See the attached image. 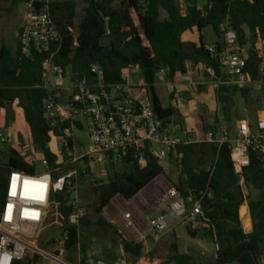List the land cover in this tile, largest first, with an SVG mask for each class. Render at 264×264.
Here are the masks:
<instances>
[{
    "label": "trees",
    "instance_id": "trees-1",
    "mask_svg": "<svg viewBox=\"0 0 264 264\" xmlns=\"http://www.w3.org/2000/svg\"><path fill=\"white\" fill-rule=\"evenodd\" d=\"M3 1L6 0H0V3ZM11 1L23 3L24 0ZM115 1L84 0V15L77 24L74 2L49 3L59 40L51 45L48 54H35L23 59L19 56L17 45L14 53L0 46V111L12 105L21 109L30 145L41 151L53 180L70 168L56 164V157L48 148L50 135L53 133L59 139L64 138V130L69 128V122L47 124L43 99L49 95V91L43 87L41 63L50 54L53 64L65 69L74 79L82 76L91 79L90 68L99 66L106 87L124 83L121 70L128 65L135 66L143 79L141 88L150 97L155 115L164 125L176 117V109L174 105L162 108L153 88L156 72L164 70L169 77H173L176 73L184 72L187 62H192L212 66L216 75L221 74L216 55L211 56L201 43V31L205 26L212 25L219 34L220 25L227 19L238 43L243 47L249 44L245 71L251 81L260 82L264 78V68L256 62L264 60V0H208L201 8L193 0H185L184 14L180 13L177 0H145L143 6L140 0H121L120 6L114 7ZM160 9L165 12L166 19H160ZM194 31L200 34L199 42L185 41V37ZM229 89L239 92L242 97L249 94V87L239 88L223 78L217 100L222 104L224 114L227 113ZM67 142L71 147L69 139ZM173 154L178 174L173 187L177 194L185 199L189 195L196 196L200 191L205 192L202 209L213 227L217 243L212 264H257V257L264 246V203L260 200L247 203L252 231L243 233L238 210L246 198L233 172L229 145H180ZM206 157L212 158V164L208 168H199ZM120 163L126 167L125 171L113 173L105 184L94 187L98 195L97 214L115 196L128 201L155 177L164 175L159 161L148 154H145L141 164L133 160L131 153ZM10 171L30 175L36 173L35 167L26 162L20 152L10 149L7 163L0 165V204L4 200ZM243 179L245 186L261 190L264 187V167L251 158L249 167L243 172ZM69 195L70 191L66 189L53 194L51 199V205L57 206L63 222L61 233L67 237L64 245L66 251L75 248L79 238L78 227L69 226L66 222L71 211ZM80 224L84 225L86 221L83 219ZM202 232L212 240L211 228H204ZM142 248L140 243L122 242L123 252L134 258L141 254ZM169 250L170 260L174 264H188L191 261V256L178 253L174 234ZM14 264L26 263L16 261Z\"/></svg>",
    "mask_w": 264,
    "mask_h": 264
},
{
    "label": "built area",
    "instance_id": "built-area-1",
    "mask_svg": "<svg viewBox=\"0 0 264 264\" xmlns=\"http://www.w3.org/2000/svg\"><path fill=\"white\" fill-rule=\"evenodd\" d=\"M207 2L208 0H204L203 6ZM22 6L23 15L17 34L20 58L50 53L51 45L59 40V32L50 15L48 1L24 0ZM108 34L106 30V35ZM218 36V45H204V49L211 56L216 55L221 74L216 75L212 66L202 64L203 72L213 80L212 88L216 96L223 85V78L239 88L249 87L253 83L245 71L244 47L238 43L227 19L220 25ZM137 69L128 65L121 70V75ZM90 73L91 79L85 76L74 79L65 69L53 64L51 54L41 63L43 87L49 91V95L43 99L46 118L51 121V125L56 123L54 118H58V122H69L68 130H64L69 134L65 133V137L60 139L62 148L56 156V164L68 166L70 169L55 180L46 162L44 172L39 174L9 172L4 200L0 204V264H14L16 261H27V264H75L65 257V235L49 250L40 249L30 241L34 239L51 205V195L62 193L66 189L73 190L79 177L88 176L86 165L89 162H121L122 158L131 153L133 160L141 164L145 154L160 161L173 154L180 145L228 144L233 172L241 190L244 185L243 172L249 167L251 158L264 167V115L257 117L253 124L248 121L239 122L231 139L227 124L220 119L217 121L218 138L212 132H207L198 139L190 136L179 137L166 131V125L155 115L152 101L144 89L133 88L123 77L122 84L104 86L102 71L97 65L90 68ZM68 76L71 84L63 99L60 83ZM184 81L189 79L185 77ZM256 89L261 93L264 86L259 83ZM82 121L88 130V144L84 152L76 156L73 152L76 141L72 131H80ZM68 139L71 147L68 146ZM6 142V138L0 139L1 144ZM29 149L33 150L34 147L30 145ZM82 162L85 165L80 167ZM204 197L205 192L200 191L196 196L189 195L184 199L175 190H168L157 202V205H164L166 211L150 218L145 226L138 225L130 209L122 210L121 207L120 228L136 240V243L142 245L145 239H149L155 244L174 220L182 219L191 231L211 228L213 245L217 249L215 232L202 209ZM131 202L137 206L147 205L146 198L138 196H134ZM69 205L71 211L66 222L69 226L79 227L80 221L85 217L84 211L76 202ZM148 252V249L144 252L142 250L133 263L118 260L111 264H143ZM88 264L106 263L98 261Z\"/></svg>",
    "mask_w": 264,
    "mask_h": 264
},
{
    "label": "rangeland",
    "instance_id": "rangeland-1",
    "mask_svg": "<svg viewBox=\"0 0 264 264\" xmlns=\"http://www.w3.org/2000/svg\"><path fill=\"white\" fill-rule=\"evenodd\" d=\"M48 3H59L65 1H72L75 3V24L79 23L84 15V0H47ZM181 14L185 13L186 2L185 0H177ZM121 0H116L113 4L114 7L120 6ZM204 0L195 2L198 8L203 6ZM145 0H140V5L143 6ZM23 15L22 2L12 3L11 0H6L0 3V46L8 48L12 53L16 50L17 34L21 24ZM160 19H166L165 12L160 9ZM246 36L247 32L245 31ZM195 40V37H193ZM249 49V44L244 46L245 55ZM257 64L264 68V60H256ZM68 73V72H67ZM70 76L64 77L60 83L62 90V98L67 95V90L70 87ZM169 83L166 74L161 72L155 73L153 86L159 94L163 95L161 101L166 102V89L165 86ZM264 86V78L259 82ZM253 100L249 95L242 97L239 92H233L229 89L227 113L224 114L222 104H219L220 120L225 122L228 127V136L231 139L236 125L241 121L253 122L259 112H264V91L257 92L256 86ZM215 121H218L217 115H213ZM177 117V116H176ZM175 119H171L174 121ZM82 129L80 131H72L76 144L74 147V154L80 156L84 152L88 144V130L84 121H82ZM68 130V129H65ZM214 136L218 133L217 126L209 129ZM69 134L64 131V134ZM6 138L7 142L0 143V165L7 163V154L10 149H15L20 152L22 158L32 164L36 173H42L45 170V160L38 148L33 150L29 149L30 142L28 137V130L22 118L21 109L17 105L7 106L4 110L0 111V139ZM48 148L51 153L56 157L58 156L61 148L62 141L53 133L50 135ZM167 161H171V168H175L174 160L172 157L160 160V166L166 169ZM212 158L206 157L203 160L202 167L208 168L212 164ZM85 164H79L83 167ZM88 176L79 177L76 186L70 191L69 204L76 202L85 214L84 220L86 224H79V238L78 245L70 251H66V259L75 264H88L89 262H104L106 264L114 263L118 260L126 263L135 262L134 257L130 254H125L122 250V242L126 239L135 242L132 237L125 233L119 225V211L130 209L133 213H139L140 210L145 212L151 211L157 206L158 199L162 197L168 190H174L173 183L177 181L178 176L174 177V181L170 176L159 175L155 177L149 184L141 189L135 196L139 198H146L147 205L137 206L131 202L123 200L119 196L112 198L110 203L100 212L95 213L98 206V195L94 191V187L103 185L107 182L108 178L113 173H121L126 170L119 161L105 160L102 164L89 162ZM169 172V169H167ZM242 193L247 202H254L260 200L264 203V187L261 190H256L252 186L242 185ZM123 202V203H122ZM241 210V209H240ZM241 217V215H240ZM242 218V217H241ZM243 219V218H242ZM139 226L144 223L140 218L137 220ZM63 222L60 217L56 205H50L42 224L38 227L35 237L30 242L43 250H49L56 242L63 239L61 233V226ZM175 234L180 235L182 240L178 242V253L181 255L191 256V261L188 264H212L216 257V249H214L213 241L210 237L203 235L202 230L197 231V238L191 239L187 230V225L183 223L182 219L174 220L169 226V230L160 238V240L152 244L149 239H145L142 243V250H149L147 257L143 264H174L171 260V253L169 250L172 229ZM207 233V232H206ZM200 247L205 248L207 251L200 250ZM30 256V254H29ZM27 264V261H23ZM40 264H42L40 262Z\"/></svg>",
    "mask_w": 264,
    "mask_h": 264
},
{
    "label": "crops",
    "instance_id": "crops-1",
    "mask_svg": "<svg viewBox=\"0 0 264 264\" xmlns=\"http://www.w3.org/2000/svg\"><path fill=\"white\" fill-rule=\"evenodd\" d=\"M199 36L200 34L194 31L185 37V41L189 43H198ZM193 37H195V40H193ZM161 73L166 74L169 81V83L165 86L166 102L163 103L161 101L163 95L161 93L159 94L153 86L154 92L162 108H167L170 105L175 106L177 116L174 118V121H171L165 126L166 131L175 136H190L195 139L201 138L207 132H211L209 129L217 126V122L215 121V117L213 115L215 114L218 119L220 118L219 103L215 91L212 88L213 80L203 72V65L201 63L194 64L192 62H187L185 64L184 72L176 73L173 77H169L167 75V71H163ZM122 77L133 88H141L143 86V79L139 69L132 73H123ZM185 77H187L189 81L185 82ZM229 83L231 82L229 81ZM257 84H259V82H253L249 85L248 95L249 98H252V100L255 92L253 86H257ZM262 115H264V112H259L257 113L256 118L261 117ZM254 121L248 122L253 124ZM215 138H218V133ZM169 157H172L174 160V154L168 156V158ZM199 168H202V165L199 166ZM162 169L164 171V176H170L172 181H174V177L178 176L176 168H171V161H167L166 169ZM167 169H169V172ZM247 203V200H244L238 210L240 227L245 234H249L252 231V223ZM242 207H245L247 212V217L243 219L240 217V209ZM140 211L141 212L139 213H133V215L137 220L140 218V220L144 223L143 226H145L150 218L158 215L159 213H164L166 209L164 205H157L151 211ZM170 229H172V234H174L177 238V242L182 240L180 235L175 234L173 228L170 227ZM168 230L169 228L167 231ZM190 235H193L191 239L195 240L197 238V233H191ZM190 235L189 237H191ZM200 250L207 251L203 247H200ZM257 264H264V246H262L261 254L257 257Z\"/></svg>",
    "mask_w": 264,
    "mask_h": 264
},
{
    "label": "water",
    "instance_id": "water-1",
    "mask_svg": "<svg viewBox=\"0 0 264 264\" xmlns=\"http://www.w3.org/2000/svg\"><path fill=\"white\" fill-rule=\"evenodd\" d=\"M201 35H202L201 43L203 45L213 46V45H218L220 43L219 36L215 32L212 25L205 26L201 31ZM44 113H46L45 110H44ZM53 121L58 122V118H54ZM47 124L50 126L51 121L48 120ZM51 197H52V195H51ZM187 230H188L189 235L191 233H194V234L196 233L195 231H191L188 226H187ZM190 236L193 237V235H190Z\"/></svg>",
    "mask_w": 264,
    "mask_h": 264
},
{
    "label": "bare ground",
    "instance_id": "bare-ground-1",
    "mask_svg": "<svg viewBox=\"0 0 264 264\" xmlns=\"http://www.w3.org/2000/svg\"><path fill=\"white\" fill-rule=\"evenodd\" d=\"M240 215L242 218H246L247 217V212H246V208L242 207L240 210Z\"/></svg>",
    "mask_w": 264,
    "mask_h": 264
}]
</instances>
